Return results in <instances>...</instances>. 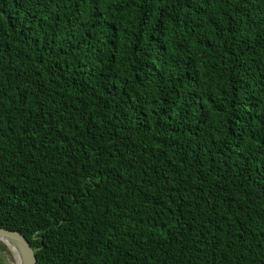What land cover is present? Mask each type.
<instances>
[{
  "label": "trees",
  "instance_id": "16d2710c",
  "mask_svg": "<svg viewBox=\"0 0 264 264\" xmlns=\"http://www.w3.org/2000/svg\"><path fill=\"white\" fill-rule=\"evenodd\" d=\"M0 227L38 264H264V0H0Z\"/></svg>",
  "mask_w": 264,
  "mask_h": 264
},
{
  "label": "water",
  "instance_id": "95a60500",
  "mask_svg": "<svg viewBox=\"0 0 264 264\" xmlns=\"http://www.w3.org/2000/svg\"><path fill=\"white\" fill-rule=\"evenodd\" d=\"M0 243L11 250L17 264H38L34 250L19 232L0 227Z\"/></svg>",
  "mask_w": 264,
  "mask_h": 264
},
{
  "label": "rangeland",
  "instance_id": "374dc122",
  "mask_svg": "<svg viewBox=\"0 0 264 264\" xmlns=\"http://www.w3.org/2000/svg\"><path fill=\"white\" fill-rule=\"evenodd\" d=\"M0 261L3 264H17L13 253L11 252V250L8 247H6V250H4V249L2 250L0 248Z\"/></svg>",
  "mask_w": 264,
  "mask_h": 264
}]
</instances>
